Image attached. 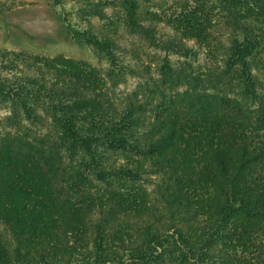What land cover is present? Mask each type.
I'll use <instances>...</instances> for the list:
<instances>
[{
	"label": "trees",
	"instance_id": "trees-1",
	"mask_svg": "<svg viewBox=\"0 0 264 264\" xmlns=\"http://www.w3.org/2000/svg\"><path fill=\"white\" fill-rule=\"evenodd\" d=\"M47 1L105 64L0 50V264H264V0Z\"/></svg>",
	"mask_w": 264,
	"mask_h": 264
},
{
	"label": "rangeland",
	"instance_id": "rangeland-1",
	"mask_svg": "<svg viewBox=\"0 0 264 264\" xmlns=\"http://www.w3.org/2000/svg\"><path fill=\"white\" fill-rule=\"evenodd\" d=\"M179 0H142L143 9L170 11ZM60 6L47 0H0V50L25 51L49 56L63 55L86 60L98 66L105 64L94 49L83 41L76 40L67 30V24L78 29L87 28L89 23L74 13L69 15L68 23L63 19ZM92 25L100 28L102 22L94 20ZM214 43H228L227 29L216 30ZM118 41L121 51L129 59L141 66L152 59L150 49L140 38L122 30ZM205 57V56H204ZM0 110V120L6 114Z\"/></svg>",
	"mask_w": 264,
	"mask_h": 264
}]
</instances>
